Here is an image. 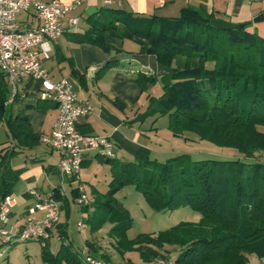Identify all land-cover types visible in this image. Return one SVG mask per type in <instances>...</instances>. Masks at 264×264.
<instances>
[{
	"label": "trees",
	"instance_id": "1",
	"mask_svg": "<svg viewBox=\"0 0 264 264\" xmlns=\"http://www.w3.org/2000/svg\"><path fill=\"white\" fill-rule=\"evenodd\" d=\"M108 11L119 14L100 10L78 42L107 51L106 34L120 39L138 36L146 41L141 50L169 70L158 78L160 95L147 96L146 110L138 119L166 115L167 129L174 137L185 139L189 133L216 147L233 149L242 158L194 161L188 154H178L158 162L145 148L139 149L132 162L106 158L111 175L108 190L105 196L93 194L92 203L81 206L87 213L85 226L95 233L110 221L108 234L116 249L121 254L138 251L148 264L167 260L175 249L173 264H248L250 255L263 259L264 163L253 156L264 153V133L258 131L264 128V40L248 30V23L233 30L216 29L210 25L212 14L190 7L182 8L175 18L102 16ZM137 82L141 93L156 83L145 75H139ZM10 94L0 73V124L6 125L16 147L31 148L39 138L28 119L13 112L19 95L7 105ZM44 103L38 99L25 108H41ZM8 152L0 155V201L10 195L18 178V171L4 162ZM130 185L152 209L167 212L189 207L199 214V221L129 239L131 219L113 195ZM72 195L75 200V189ZM58 238L66 239L65 231ZM86 246L98 255V248L87 242ZM99 257L109 262L105 255ZM42 260L47 264L85 263L68 247L63 248V243L55 255L43 251Z\"/></svg>",
	"mask_w": 264,
	"mask_h": 264
},
{
	"label": "crops",
	"instance_id": "2",
	"mask_svg": "<svg viewBox=\"0 0 264 264\" xmlns=\"http://www.w3.org/2000/svg\"><path fill=\"white\" fill-rule=\"evenodd\" d=\"M36 1L48 2L49 0ZM62 1L71 4L78 0ZM79 1H81V5L73 14L78 18L76 29L64 33L52 44L51 58L43 63V68L54 82L68 80L76 98L87 102L92 107L90 114L77 117L75 124L78 131L84 136L107 138L112 143L111 158L120 162H132L141 148L147 149L150 157H152V153H158L155 147L157 144L160 145L158 143L160 140L157 136L155 121H151L150 126L144 128L146 121L153 120V117L142 121L138 119V116L140 117L146 110L148 95L155 97L160 95L158 78L160 75L168 73L169 70L160 64L154 55L141 50L142 47H146V41L138 36L132 39H120L106 34L105 42L110 48L107 51L88 43L78 42V38L85 34L90 22L97 18V13L100 10L118 11V18L124 15H129L132 18H150L152 16L175 18L182 8L190 7L207 15L212 14L214 19L235 24L248 23L250 28L256 24L253 23L256 17L261 16L264 20V0ZM112 13L108 11L102 16H117ZM16 20L21 29H29L36 25L32 11L20 13ZM122 27L121 24L117 25L119 31H122ZM108 62L115 63L105 67ZM73 71H76V75L73 74ZM139 75L150 76L155 80L158 95L141 93L137 82ZM24 94H27V97H22ZM38 99L40 98L37 85H20L19 101L13 103V112L28 119L33 133L39 138V144L36 148L28 150V153L24 149L13 150L20 156H24V161L19 166H11L12 169L22 170L17 181L19 185L16 187L17 189L13 190L16 196H12V189L9 195L13 200L11 214L18 207L36 201V198L29 194V190H34L40 198L59 196L61 200H56L62 209V201H67V192L64 186L67 183L71 184L70 181L63 180L58 172L59 153L41 143V138L49 135L55 123L57 117L55 106L52 102L43 100L46 103L41 108H25L26 103L32 104ZM11 103L7 102V105L9 106ZM10 147L7 145L0 151L5 149L3 151L5 152ZM106 158L108 157H103L97 151L85 152L82 158L80 181L82 175L85 179L95 183L94 177L99 163L106 164ZM107 174L110 182V170L107 171ZM60 189L65 191L64 197L58 194ZM96 190L92 186L90 193L93 195L97 192ZM37 212L43 215V212ZM16 214L14 213V218L17 217ZM15 223L10 229L23 226L26 220L17 218ZM62 228L60 227V229Z\"/></svg>",
	"mask_w": 264,
	"mask_h": 264
},
{
	"label": "built area",
	"instance_id": "3",
	"mask_svg": "<svg viewBox=\"0 0 264 264\" xmlns=\"http://www.w3.org/2000/svg\"><path fill=\"white\" fill-rule=\"evenodd\" d=\"M81 1L66 4L62 0L39 2L36 0H0V73L11 88L8 103L19 95L20 85L38 86L39 98L53 103L57 117L49 135L41 138V143L60 155L58 172L63 180L78 183L75 202L80 206L89 204L86 190L80 181L83 154L97 151L103 157L111 158L112 143L105 137L84 136L75 124L77 117L92 112V107L80 101L73 93L68 80L54 82L43 68V63L52 55V44L64 33L72 32L78 25L73 16ZM32 11L36 25L21 29L17 16ZM22 97H27L24 94ZM29 194L36 198V205L29 209L31 215L43 212L42 218L33 217L21 227L5 230L0 227L1 244H11L12 240L41 241L43 246L50 239V231L59 223L60 203L53 197L40 198L34 190ZM58 194L66 195L63 189ZM13 200L7 196L0 201V224L7 222ZM78 223V228H84ZM58 240H60L58 238ZM1 256V255H0ZM86 264H105L91 257Z\"/></svg>",
	"mask_w": 264,
	"mask_h": 264
},
{
	"label": "rangeland",
	"instance_id": "4",
	"mask_svg": "<svg viewBox=\"0 0 264 264\" xmlns=\"http://www.w3.org/2000/svg\"><path fill=\"white\" fill-rule=\"evenodd\" d=\"M256 27V30L254 28ZM249 31L256 33L261 39L264 40V20L254 24ZM155 85L147 89L145 94L158 95V89ZM10 93L11 88L9 87ZM151 121H155V127L157 130V136L160 141L155 147L158 153H152L151 159H155L158 162H164L167 158L178 155L188 154L194 161L199 160H237L241 159L242 155L237 151L229 148H219L208 142L200 141L196 136L192 134H185L184 138H176L167 129L168 117L154 116L153 120L148 119L145 127L150 126ZM258 131L264 133V128L259 127ZM157 142V141H156ZM16 142L12 139L5 124H0V149L2 147L11 146L9 152L5 158V164H8L10 169L18 171V178L22 172L20 169H12L11 166H19L24 161V156H20L17 153L11 155V151L15 149H22L16 147ZM39 142L33 145L31 148H23L26 153L28 150H32L38 146ZM157 148V149H156ZM154 150V149H153ZM155 152V151H154ZM165 152V153H163ZM1 155V152H0ZM29 158V157H28ZM27 159V158H26ZM253 160L264 163V153H255ZM1 161V158H0ZM3 170V165L0 164V176ZM108 166L106 164L99 163V168L96 170L95 183L85 179L81 175V184L85 188L89 203H92L94 196L90 193V188L93 186L97 189L95 194L105 196L108 190L109 175L107 174ZM18 178L12 186V191L17 189L19 183ZM86 180V181H85ZM92 185V186H91ZM78 183L72 182L70 185L67 183L64 189L67 192V201H62V209L60 210L59 223L55 225L50 231V239L46 241V245L43 246L41 241H18L12 240L11 244L2 245L0 238V264H47L42 260V252H49L51 255H55L59 247V244L63 243V248L68 247L70 251L76 253L79 259L83 262L87 257L95 258L105 264H148L144 263L138 251H129L121 254L115 245V241L109 236V230L111 229L110 221L106 220L99 230L95 233L89 231V227L78 228V223H85L87 213L83 212L81 206L72 200V189L76 188ZM91 186V187H90ZM17 191V190H16ZM13 197L16 193L13 191ZM113 198L119 202L125 209L131 219V228L127 232L129 239H134L139 234H157L160 231L170 229L181 222L197 223L199 221V214L194 212L189 207H182L173 211L159 212L152 209L144 199L143 195L130 186H125L117 191ZM23 200L27 203L26 199ZM37 201L33 203L29 202L23 207H18L14 213L17 217L14 218V213L8 215L7 222L4 225L0 224L5 230H10L12 225L16 224L17 218L28 221L29 219L36 217L42 218L43 215L37 212L36 215H31L28 210L34 208ZM61 202V201H60ZM85 225V224H84ZM66 233V239L58 240V236L61 231ZM86 242L98 248V255L89 251L86 246ZM170 251L172 248L165 247ZM178 250H171L167 260H156L153 264H173L175 255ZM105 255L109 258V262L105 259H101L100 255ZM94 255V257H93ZM83 264H86L83 262ZM248 264H264V258L259 260L254 255L248 256Z\"/></svg>",
	"mask_w": 264,
	"mask_h": 264
},
{
	"label": "water",
	"instance_id": "5",
	"mask_svg": "<svg viewBox=\"0 0 264 264\" xmlns=\"http://www.w3.org/2000/svg\"><path fill=\"white\" fill-rule=\"evenodd\" d=\"M262 20H263V17L259 16L253 20V23H258V22H261ZM210 25L216 29L223 30V31L242 28L244 26V24H235V23H231L227 21L218 20V19H212L210 21Z\"/></svg>",
	"mask_w": 264,
	"mask_h": 264
}]
</instances>
